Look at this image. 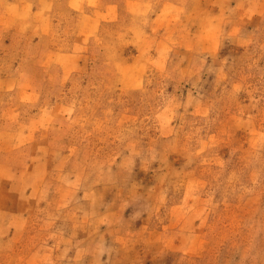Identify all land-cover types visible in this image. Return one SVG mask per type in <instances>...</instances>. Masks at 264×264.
<instances>
[{
    "label": "rangeland",
    "instance_id": "rangeland-1",
    "mask_svg": "<svg viewBox=\"0 0 264 264\" xmlns=\"http://www.w3.org/2000/svg\"><path fill=\"white\" fill-rule=\"evenodd\" d=\"M0 264H264V0H0Z\"/></svg>",
    "mask_w": 264,
    "mask_h": 264
}]
</instances>
